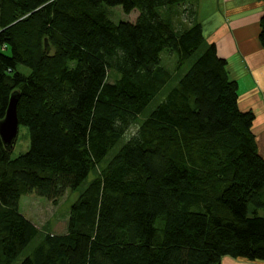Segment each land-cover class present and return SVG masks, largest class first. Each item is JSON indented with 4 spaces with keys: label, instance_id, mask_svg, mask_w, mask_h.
<instances>
[{
    "label": "trees",
    "instance_id": "1",
    "mask_svg": "<svg viewBox=\"0 0 264 264\" xmlns=\"http://www.w3.org/2000/svg\"><path fill=\"white\" fill-rule=\"evenodd\" d=\"M260 29L264 49V13ZM227 66L193 0H0V121L17 93L30 133L16 159L0 138V264L33 243L21 264L264 262V157ZM93 171L66 234L21 213Z\"/></svg>",
    "mask_w": 264,
    "mask_h": 264
},
{
    "label": "crops",
    "instance_id": "2",
    "mask_svg": "<svg viewBox=\"0 0 264 264\" xmlns=\"http://www.w3.org/2000/svg\"><path fill=\"white\" fill-rule=\"evenodd\" d=\"M193 1L205 41L216 45L230 78L238 83L240 109L256 115L253 131L264 157V49L259 39L264 0ZM223 262L264 264L230 257Z\"/></svg>",
    "mask_w": 264,
    "mask_h": 264
},
{
    "label": "rangeland",
    "instance_id": "3",
    "mask_svg": "<svg viewBox=\"0 0 264 264\" xmlns=\"http://www.w3.org/2000/svg\"><path fill=\"white\" fill-rule=\"evenodd\" d=\"M109 14L112 21L115 23L120 22H133L137 13L132 15H126L121 7L109 8ZM187 15H184L186 18ZM183 18V19H184ZM182 19L180 16H177L175 27L177 30L185 28L187 24L184 26L179 22ZM162 60L164 63V67L168 69L174 77H178V75L183 74L186 70V66L182 68V71L177 72V58L173 55H169L167 53L162 54ZM192 64V61L189 63ZM26 73H29V70H25ZM113 82L114 79L111 78L109 80ZM135 132V129L133 133ZM132 135V133H129ZM128 139L125 138V141ZM122 144H124V142ZM121 144V145H122ZM30 150V133L29 129L26 126L21 125L19 127V134L14 146V149L11 153V158L16 159L19 156L25 154ZM118 150L116 148L112 151L106 158L105 162L100 166L99 169L105 167L107 163L113 158L115 152ZM96 173L93 171L88 179L82 184V186L75 193L67 192L66 195L58 201L57 204H54L51 201H48L45 198L37 197L36 195H28L22 197L20 204L21 213L30 220L41 232V235H45L47 233L53 235H63L68 231V224L70 218V210L72 205L76 202L81 192L85 190L87 185L95 178ZM264 216V212H262ZM34 243L30 246V249L26 251L23 255H21L13 264H21L23 259L26 257L27 253L34 248ZM225 264V262H223Z\"/></svg>",
    "mask_w": 264,
    "mask_h": 264
},
{
    "label": "water",
    "instance_id": "4",
    "mask_svg": "<svg viewBox=\"0 0 264 264\" xmlns=\"http://www.w3.org/2000/svg\"><path fill=\"white\" fill-rule=\"evenodd\" d=\"M20 95L12 94L6 116L0 121V138L5 148L12 153L19 134L17 106Z\"/></svg>",
    "mask_w": 264,
    "mask_h": 264
}]
</instances>
